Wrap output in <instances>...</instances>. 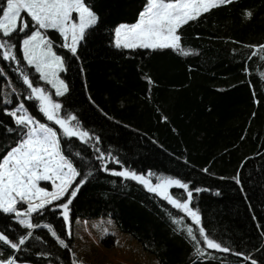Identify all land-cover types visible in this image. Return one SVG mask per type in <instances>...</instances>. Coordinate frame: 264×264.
Listing matches in <instances>:
<instances>
[{"label": "trees", "instance_id": "16d2710c", "mask_svg": "<svg viewBox=\"0 0 264 264\" xmlns=\"http://www.w3.org/2000/svg\"><path fill=\"white\" fill-rule=\"evenodd\" d=\"M84 2L98 22L86 30L75 55L61 46L63 38L57 31L45 33L65 62L62 75L67 92L54 96L62 105L61 115H75L83 130L99 138L97 147L105 155L118 157L123 167L138 174L151 171L179 178L189 184V190L202 189L193 192L190 206L199 210L206 233L230 251L201 244L205 255L196 254L194 242L178 230L182 226L172 223L183 213L138 183L101 171V162L95 159L98 154L75 137L71 142L61 140L62 147L66 146V154L74 158L78 170L93 174L70 205L71 223L110 219L158 264H250L244 255L264 264V79L260 77L264 60L251 56L264 45V0H232L181 27V45L190 51L188 56L171 49L115 47V29L136 23L146 0ZM22 16L28 19L31 30L30 17L26 13ZM7 39L16 44L21 63L17 66L0 59L6 74H0V158L20 139L16 131H9L16 125L5 114V109L12 110L17 104H5L3 90L8 80L22 92L31 115L58 128L43 117L36 102L24 99L28 90L22 72L38 86L43 82L23 62L21 37L13 33ZM76 153L84 157L83 163ZM108 167L121 170L111 162ZM79 181L77 177L75 183ZM170 192L181 200L186 196L183 190ZM212 210L222 213L221 220L246 211L258 237L257 248L226 241L212 226ZM37 220L49 224L69 247H60L46 229L37 228L33 234L40 239H29L19 252L0 248V259L14 255L18 263L72 264L75 259L79 264L74 238L68 234L61 210L49 212L46 208L42 216L33 214V222ZM186 224H191L190 218ZM231 227L242 234L232 222ZM26 231L12 216L0 213V233L17 239ZM115 243L112 236L101 241L106 249H113Z\"/></svg>", "mask_w": 264, "mask_h": 264}, {"label": "snow or ice", "instance_id": "6c2138e0", "mask_svg": "<svg viewBox=\"0 0 264 264\" xmlns=\"http://www.w3.org/2000/svg\"><path fill=\"white\" fill-rule=\"evenodd\" d=\"M231 2L232 0H146L136 23L121 24L115 29V47L171 49L180 55L188 56L191 53L182 47L179 29L190 21L197 20L202 14ZM22 13L30 17L31 30L28 19L23 17ZM73 13L77 14L75 20ZM247 16L250 18L251 13H247ZM97 22L98 17L84 0H3V6L0 7V59L20 65V58L15 51L17 46L13 40L7 38L12 37L13 33L21 37L20 52L23 62L34 69L38 80L51 85L55 90L54 93L49 92L35 84L28 73L22 72V82L28 90L24 99L36 102L43 117L58 128L37 120L23 102L13 110L5 109V114L12 117L16 125L15 129L9 131H16L20 139L15 147L0 158V213L12 216L14 221L27 231L17 239H10L0 233V248L8 247L15 252L21 251L29 239H40L33 234V230L37 228L46 229L60 247H69L49 224H41L38 220L34 223L33 214L42 216L46 208L49 212L61 210L63 220L70 224V205L87 177L93 174L91 170L85 173L78 170L74 158L66 154V146L62 147L61 140L71 142L75 137L81 143L89 144L98 154L95 159L101 162V171L123 181L138 183L147 192L155 194L179 213H183V217L177 215L172 223L182 226V229L178 230H183L186 237L194 242L196 254L205 255L201 244H205L208 249L229 252V248L222 246L206 233L199 210L190 206L193 192L198 193L202 189L189 190V184L179 178L157 175L151 171L138 174L123 167L118 157L110 153L105 155L97 147L99 138L83 130L75 115H61L62 105L53 99V95L59 97L67 92V85L59 75L66 71L65 62L63 57L53 50L52 42L45 33L48 30L57 31L63 38L61 46L75 55L86 29L95 26ZM25 33L27 34L23 35ZM251 56L264 60V45L253 51ZM0 74H3L2 68ZM260 77L264 79V72L260 73ZM73 121L77 122L72 123ZM93 140L95 143H90ZM76 157L84 162L80 153H76ZM108 162L120 166L121 170L109 168ZM77 177H80L79 183H75ZM42 181L48 182L51 190L41 187ZM239 182L237 178V183ZM171 189L183 190L186 196L181 200L170 192ZM66 196L67 199H64ZM57 201L63 203H55ZM18 204L22 207L18 208ZM186 218H190V225L186 224ZM68 234L71 235L70 229ZM244 259L250 261V264H257V260L251 256L244 255ZM0 264H17V260L13 255L0 259ZM72 264H77V261L73 259Z\"/></svg>", "mask_w": 264, "mask_h": 264}, {"label": "rangeland", "instance_id": "374dc122", "mask_svg": "<svg viewBox=\"0 0 264 264\" xmlns=\"http://www.w3.org/2000/svg\"><path fill=\"white\" fill-rule=\"evenodd\" d=\"M76 15V13H73L74 20L76 19ZM3 73L5 74L4 71ZM62 73L63 72H61L59 75L60 78L65 82ZM40 87L46 88L51 93H54L55 91L51 85H48L44 82ZM21 95L22 92L16 88L10 80H8V84L3 90L5 104L10 107L17 103L15 106L16 108L20 102H23ZM40 184L41 187H46L48 190H51V186L48 182L42 181ZM17 207L20 208L22 206L18 204ZM215 211L216 210H212L210 212L212 226L215 231L225 238L226 241L236 245L245 244L249 249L252 250L257 248L256 245L258 237L253 232L252 221L245 210V212L241 214L232 213V217L230 218L231 220H221L220 218H222V213ZM219 214L221 215L218 216ZM215 219H218V221L215 222ZM84 221L86 220L78 219L72 224L70 219V224L67 222L68 229H70V232L74 238V252L79 264H158L156 258L146 253L135 240H133L129 235L121 233L112 220L102 218L88 221L87 223ZM231 222L246 238L241 239L240 237L243 235L237 234L233 231L234 229L231 227ZM240 222H243V224ZM108 236H112L116 240L115 247L113 249H106L101 244V241ZM249 242L251 245H247ZM17 264L29 263L17 262Z\"/></svg>", "mask_w": 264, "mask_h": 264}]
</instances>
